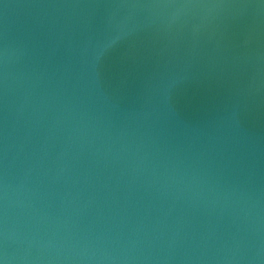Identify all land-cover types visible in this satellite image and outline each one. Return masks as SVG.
Segmentation results:
<instances>
[{"label":"water","instance_id":"95a60500","mask_svg":"<svg viewBox=\"0 0 264 264\" xmlns=\"http://www.w3.org/2000/svg\"><path fill=\"white\" fill-rule=\"evenodd\" d=\"M0 264H264V0H0Z\"/></svg>","mask_w":264,"mask_h":264}]
</instances>
